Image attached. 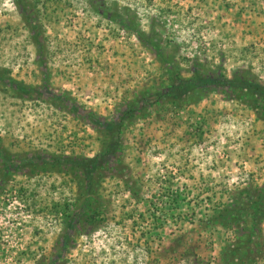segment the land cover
<instances>
[{
    "label": "rangeland",
    "instance_id": "374dc122",
    "mask_svg": "<svg viewBox=\"0 0 264 264\" xmlns=\"http://www.w3.org/2000/svg\"><path fill=\"white\" fill-rule=\"evenodd\" d=\"M26 1L38 36L0 0V73L27 87L0 80V264H264V214L247 199L264 183V112L218 87L158 98L169 67L97 0ZM104 1L183 76L264 82V0ZM97 153L101 212L74 221L57 255L85 199L88 161H75Z\"/></svg>",
    "mask_w": 264,
    "mask_h": 264
},
{
    "label": "trees",
    "instance_id": "16d2710c",
    "mask_svg": "<svg viewBox=\"0 0 264 264\" xmlns=\"http://www.w3.org/2000/svg\"><path fill=\"white\" fill-rule=\"evenodd\" d=\"M17 5L19 11L25 17L26 21L34 36H38V23L32 20L30 11L28 10V3L26 0H14ZM96 12L101 13L102 15L108 17L109 19H117L123 26L133 30L138 37L150 47H152L159 59L166 63L172 72L173 80L168 83L164 88L157 91L156 96L158 98H166L174 105L181 104L184 100H190L195 97V94L201 90L203 87H218L224 91H227L231 97L242 99L246 104H248L254 110L258 112H264V82L259 80H255L252 77L245 76L242 74H232L230 76L219 73H211L202 71L196 66L192 68V74L189 76H183L180 73L179 67L171 61L169 57H167L161 48L160 39L153 35L146 34L142 29H140L137 25L133 23L127 16H121L120 11L114 12L111 11L112 7L108 5L104 0H97V3H93L92 7ZM38 41L37 37H35ZM0 80L10 84L15 89L23 90L27 89V87L23 84L18 83L12 77L5 76L0 73ZM58 98H66V96L62 93L53 94ZM67 104L73 111H77L79 108L74 102L73 99L67 98ZM136 103H134L135 105ZM128 110H124L127 112ZM87 115L91 118L94 123H102L105 126L109 127L112 123L98 119L92 112L85 111ZM113 149L114 152L116 150V145L114 144ZM106 155V154H105ZM100 155V153L95 154L89 158H77L75 162L88 161L85 166V174L86 179L84 186V201L80 205L81 211H77L78 213L72 216V219L69 221L67 228L63 231L62 235L59 238L60 242V251L57 255L62 254L64 248L69 245V241L71 238L70 226L74 224V221L81 218L82 216H88L94 218L101 211L100 203H98L96 199V195L92 191L93 184L95 183V179L98 175L94 177V172L107 167L109 164V160L106 156ZM101 156V158H100ZM38 160V159H37ZM44 162H47L45 158H41ZM54 162H58V157H53ZM72 159L65 157L64 161L70 162ZM73 161V160H72ZM93 174V175H92ZM91 176V177H90ZM90 177V178H89ZM89 178V179H88ZM248 204L251 207V212L255 216V219H259V217L264 214V183L258 188L250 189L247 192ZM254 219V220H255ZM256 223V222H255ZM228 258V257H226ZM228 264V263H226Z\"/></svg>",
    "mask_w": 264,
    "mask_h": 264
}]
</instances>
